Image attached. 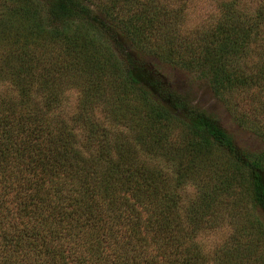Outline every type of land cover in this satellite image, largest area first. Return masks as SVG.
I'll return each instance as SVG.
<instances>
[{
	"label": "trees",
	"instance_id": "obj_1",
	"mask_svg": "<svg viewBox=\"0 0 264 264\" xmlns=\"http://www.w3.org/2000/svg\"><path fill=\"white\" fill-rule=\"evenodd\" d=\"M178 18L163 0H0V264H264V148L141 57L207 72L264 141V0L224 2L182 55Z\"/></svg>",
	"mask_w": 264,
	"mask_h": 264
},
{
	"label": "rangeland",
	"instance_id": "obj_2",
	"mask_svg": "<svg viewBox=\"0 0 264 264\" xmlns=\"http://www.w3.org/2000/svg\"><path fill=\"white\" fill-rule=\"evenodd\" d=\"M169 10L179 13L178 21L172 26L175 30L171 40L180 45L175 53L182 55L181 50L186 46H190L196 50L198 45V35L201 32L209 31L211 26L220 18L221 5L228 0H163ZM251 3L252 0H246ZM7 26L10 28L21 27L24 23L29 25L39 24L36 20H26L28 18L19 17V15H8ZM50 25V24H48ZM167 46V43L166 45ZM177 46V45H176ZM165 52V51H164ZM174 53V54H175ZM144 65L148 70H152L154 76L161 78L163 83L167 85L172 93L183 98L190 106L207 112L214 117L220 126L233 138L236 145L250 152H257L264 148V141L254 136L252 133L239 127L233 120V116L228 112L224 103L218 100L211 90V80L207 72L204 71H188L180 66L163 62L157 57L142 55ZM187 59V57H185ZM78 91L72 89L67 97V104L70 114L75 113L78 101ZM231 96V93H229ZM240 96H234L235 102H239L238 110L241 113L250 115L247 100L241 99ZM232 233V230L229 229ZM227 228L218 231L215 241H222L228 237Z\"/></svg>",
	"mask_w": 264,
	"mask_h": 264
}]
</instances>
